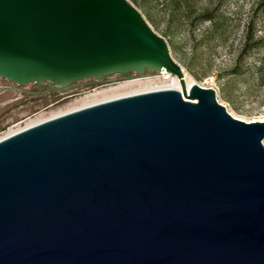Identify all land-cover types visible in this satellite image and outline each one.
<instances>
[{
  "label": "water",
  "instance_id": "1",
  "mask_svg": "<svg viewBox=\"0 0 264 264\" xmlns=\"http://www.w3.org/2000/svg\"><path fill=\"white\" fill-rule=\"evenodd\" d=\"M177 75L0 138V264H264V120L192 82L129 0H0V76ZM186 98V99H184Z\"/></svg>",
  "mask_w": 264,
  "mask_h": 264
},
{
  "label": "rangeland",
  "instance_id": "2",
  "mask_svg": "<svg viewBox=\"0 0 264 264\" xmlns=\"http://www.w3.org/2000/svg\"><path fill=\"white\" fill-rule=\"evenodd\" d=\"M129 1L167 40L184 74L213 87L217 100L234 116L246 121L264 119V45L239 53L247 21L255 35L264 34V9L257 7L258 0ZM205 9H213L223 19L218 30L200 18ZM237 61L240 72H231ZM122 74L91 76L63 88L49 87L45 81L17 83L0 76V136L10 128L23 127L36 115L65 110L87 94L101 97L103 92H126L139 85L135 81L159 79L149 70L145 76ZM261 140L264 144V137Z\"/></svg>",
  "mask_w": 264,
  "mask_h": 264
},
{
  "label": "bare ground",
  "instance_id": "3",
  "mask_svg": "<svg viewBox=\"0 0 264 264\" xmlns=\"http://www.w3.org/2000/svg\"><path fill=\"white\" fill-rule=\"evenodd\" d=\"M158 78L159 79H146L144 81H140V80L135 81V82H138L139 85L136 88L130 89L129 91H126V92H117V93H110V94H106L103 92L101 97H99L93 93L87 94L84 97H82L81 100H79L77 102L75 101L76 103H74L72 106L66 108L65 110H59L57 112L51 113L49 116H43V115L39 114V115L34 116L33 118L28 119L25 122V125L23 127L10 128L6 133L1 135L0 138L6 136L8 134H11L15 131H18L24 127H27L29 125L40 122V121L47 119L49 117H52V116H55V115H58V114L79 108V107H83V106H86V105H89L92 103H96V102H99L102 100L110 99L113 97L129 94V93H134V92H139V91H144V90L166 88V87H173V88H177L180 90L182 89L180 79L177 75L170 74L168 71H165V75L162 77H158ZM184 78H185L187 87L189 86L190 83L195 82L194 79L188 77V75H186V74H184ZM184 99H186V98H184ZM263 120L264 119H261L260 121H263Z\"/></svg>",
  "mask_w": 264,
  "mask_h": 264
},
{
  "label": "trees",
  "instance_id": "4",
  "mask_svg": "<svg viewBox=\"0 0 264 264\" xmlns=\"http://www.w3.org/2000/svg\"><path fill=\"white\" fill-rule=\"evenodd\" d=\"M177 2V1H175ZM257 7L264 9V0H258ZM200 18L203 20H209L211 22L213 30H218L221 26L223 19L220 17L218 13H216L213 9H205L200 13ZM264 45V34L263 35H255L250 21L246 22L244 33H243V41L241 43L239 53H246L253 48H257ZM240 62H236L231 72L239 73Z\"/></svg>",
  "mask_w": 264,
  "mask_h": 264
},
{
  "label": "flooded vegetation",
  "instance_id": "5",
  "mask_svg": "<svg viewBox=\"0 0 264 264\" xmlns=\"http://www.w3.org/2000/svg\"><path fill=\"white\" fill-rule=\"evenodd\" d=\"M136 73H133V72H130V73H123L122 75H120V77H125V76H135ZM46 84L49 86V87H53V88H63V87H58L57 85H55L54 83L52 82H49V81H45ZM67 86V85H66ZM65 87V86H64Z\"/></svg>",
  "mask_w": 264,
  "mask_h": 264
},
{
  "label": "built area",
  "instance_id": "6",
  "mask_svg": "<svg viewBox=\"0 0 264 264\" xmlns=\"http://www.w3.org/2000/svg\"><path fill=\"white\" fill-rule=\"evenodd\" d=\"M165 71H166V69L164 67H161L160 69L155 70V74H153L152 77H162L165 75ZM143 76H145V75H143Z\"/></svg>",
  "mask_w": 264,
  "mask_h": 264
}]
</instances>
